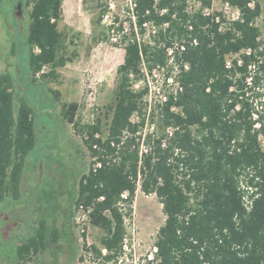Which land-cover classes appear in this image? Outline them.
I'll use <instances>...</instances> for the list:
<instances>
[{
  "label": "trees",
  "instance_id": "obj_1",
  "mask_svg": "<svg viewBox=\"0 0 264 264\" xmlns=\"http://www.w3.org/2000/svg\"><path fill=\"white\" fill-rule=\"evenodd\" d=\"M81 1L86 6L91 0ZM62 2L25 0L32 77L75 57L61 53ZM188 2L133 0L129 31L122 23L116 30L124 58L104 128L98 119L79 125L77 102L62 105L89 158L74 204L103 233L99 247L83 246L95 264L122 263L125 220L138 188L156 196L165 218L154 264H264V52L255 24L260 6L229 0L239 16L222 26L220 14L190 12ZM147 27L152 33L143 41ZM169 60L176 88L145 124L144 92L135 82ZM11 88V79L1 76L0 203L19 199L25 159L35 145L33 110L20 100L15 111ZM134 116L140 121L133 122ZM39 225L18 248L19 260L43 243L44 221Z\"/></svg>",
  "mask_w": 264,
  "mask_h": 264
},
{
  "label": "rangeland",
  "instance_id": "obj_2",
  "mask_svg": "<svg viewBox=\"0 0 264 264\" xmlns=\"http://www.w3.org/2000/svg\"><path fill=\"white\" fill-rule=\"evenodd\" d=\"M208 1L206 8L200 0H189V11H200L207 18L220 14L222 26L238 18L229 0ZM253 1L261 10L255 24L264 52V0ZM29 10L25 0H0V77L11 79L15 111L20 100L32 108L35 127V145L25 159L19 199L7 197L0 203V264H95L83 246L99 247L103 233L74 204L89 158L80 136L62 116V105L77 102L79 125L98 119L104 128L114 103L116 69L124 58L116 30L122 23L129 31L133 0H99L98 4L91 0L86 6L81 0H63L57 27L63 35L61 53L69 57L74 52L75 57L64 66H44L38 77L36 73L32 77L28 66ZM151 31L147 27L140 38L148 41ZM175 75L169 60L163 69L145 72L144 79L135 82V89L144 92L141 117L145 124L153 109L176 88ZM132 121L140 120L134 116ZM261 145L264 150L262 138ZM131 209L125 220L121 264H147L157 231L164 224L162 207L155 195H145L138 188ZM41 220L45 223L43 243L36 253L31 251L19 260L18 248L35 236Z\"/></svg>",
  "mask_w": 264,
  "mask_h": 264
},
{
  "label": "built area",
  "instance_id": "obj_3",
  "mask_svg": "<svg viewBox=\"0 0 264 264\" xmlns=\"http://www.w3.org/2000/svg\"><path fill=\"white\" fill-rule=\"evenodd\" d=\"M134 6V5H133ZM238 11V10H237ZM133 12V11H132ZM132 21H134V17H133V13H132ZM218 22V21H216ZM44 68L45 67H42L41 70L39 72L36 73V76L38 77L40 74H42L44 72ZM156 252V249L154 247V251L153 253H151V255L148 257V262L147 264H154V256L153 254Z\"/></svg>",
  "mask_w": 264,
  "mask_h": 264
}]
</instances>
